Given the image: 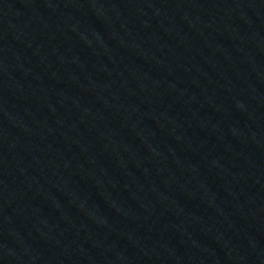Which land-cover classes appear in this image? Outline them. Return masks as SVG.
Listing matches in <instances>:
<instances>
[{
    "label": "water",
    "instance_id": "95a60500",
    "mask_svg": "<svg viewBox=\"0 0 264 264\" xmlns=\"http://www.w3.org/2000/svg\"><path fill=\"white\" fill-rule=\"evenodd\" d=\"M0 264H264V0H0Z\"/></svg>",
    "mask_w": 264,
    "mask_h": 264
}]
</instances>
